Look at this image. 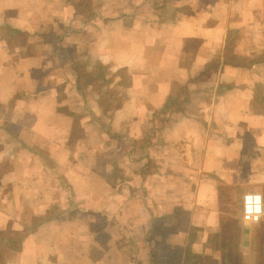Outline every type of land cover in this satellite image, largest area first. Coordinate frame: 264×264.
I'll list each match as a JSON object with an SVG mask.
<instances>
[{"label":"crops","instance_id":"0c3cea01","mask_svg":"<svg viewBox=\"0 0 264 264\" xmlns=\"http://www.w3.org/2000/svg\"><path fill=\"white\" fill-rule=\"evenodd\" d=\"M245 193L264 0H0V264H254Z\"/></svg>","mask_w":264,"mask_h":264},{"label":"built area","instance_id":"2783aa9c","mask_svg":"<svg viewBox=\"0 0 264 264\" xmlns=\"http://www.w3.org/2000/svg\"><path fill=\"white\" fill-rule=\"evenodd\" d=\"M252 194H256V193H252ZM243 207H245V205H243ZM262 207V202L257 198L256 195L251 196L248 200H247V204H246V208H247V212H248V216L244 215V210H243V218L247 221H252L251 217L260 212Z\"/></svg>","mask_w":264,"mask_h":264},{"label":"clouds","instance_id":"9594fccd","mask_svg":"<svg viewBox=\"0 0 264 264\" xmlns=\"http://www.w3.org/2000/svg\"><path fill=\"white\" fill-rule=\"evenodd\" d=\"M253 195H256L257 198L262 202V207H261L260 212L254 214L251 217V220H252L253 223H260L261 219H264V195L245 193L243 195V197H242V202L245 205V207H244V215L245 216L249 215L248 212H247L246 204H247V200Z\"/></svg>","mask_w":264,"mask_h":264},{"label":"rangeland","instance_id":"374dc122","mask_svg":"<svg viewBox=\"0 0 264 264\" xmlns=\"http://www.w3.org/2000/svg\"><path fill=\"white\" fill-rule=\"evenodd\" d=\"M14 43L15 44H20L21 41H22V38L21 37H14ZM256 258L254 260V264H264V241L260 243L259 245V249L258 251L256 252Z\"/></svg>","mask_w":264,"mask_h":264}]
</instances>
